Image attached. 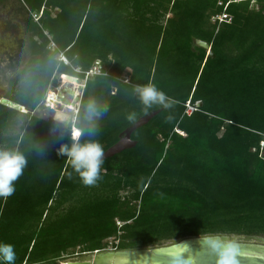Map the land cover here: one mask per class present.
Returning a JSON list of instances; mask_svg holds the SVG:
<instances>
[{
  "label": "trees",
  "instance_id": "trees-1",
  "mask_svg": "<svg viewBox=\"0 0 264 264\" xmlns=\"http://www.w3.org/2000/svg\"><path fill=\"white\" fill-rule=\"evenodd\" d=\"M20 1L29 59L5 99L26 112L0 104V149L28 161L13 195L0 197V242L14 246L15 264L102 253L111 239L127 251L210 234L264 237V0ZM224 13L231 22L213 21ZM58 76L85 82L68 126L36 114L50 109ZM148 83L171 109L145 114L133 88ZM90 99L108 111L80 142L98 139L104 153L133 126L130 113L138 122L161 112L85 186L58 151L89 127Z\"/></svg>",
  "mask_w": 264,
  "mask_h": 264
},
{
  "label": "clouds",
  "instance_id": "clouds-1",
  "mask_svg": "<svg viewBox=\"0 0 264 264\" xmlns=\"http://www.w3.org/2000/svg\"><path fill=\"white\" fill-rule=\"evenodd\" d=\"M133 91L143 104L146 110L145 114H147V110L153 107L169 110L174 105L172 98L160 90L154 83L137 85L133 88ZM107 111V104L102 105L96 100L90 99L84 109L85 119L89 122V127L81 131L79 130L75 134L76 128H74L72 142L62 145L58 151V155L67 159L70 167L78 174L85 186H94L101 179V168L104 164L105 153L98 139H90L82 143L79 137L85 134L95 136L98 132V124L96 122ZM127 120L129 124L134 125L137 122L136 113H130L127 116ZM27 163L28 161L22 152L0 149V197L6 198L13 195L15 192V182L22 176ZM207 243L218 256L217 264H239L237 260L239 249L234 242H230L224 247H221V244L214 240H209ZM15 261L16 253L14 246L0 242V264H15Z\"/></svg>",
  "mask_w": 264,
  "mask_h": 264
},
{
  "label": "water",
  "instance_id": "water-1",
  "mask_svg": "<svg viewBox=\"0 0 264 264\" xmlns=\"http://www.w3.org/2000/svg\"><path fill=\"white\" fill-rule=\"evenodd\" d=\"M197 45L207 52L212 57L211 46L203 41H197ZM70 77V76H68ZM66 78V77H65ZM79 82L77 78L70 77ZM60 103L57 105H72L74 108H79L81 98L76 99L72 90L65 91L63 94L58 92ZM0 104L10 108L24 112V108L14 105L12 102L5 99V96L0 101ZM202 105L200 104V107ZM161 111L154 112L136 122L132 127L127 129L122 135L120 141L105 152L104 161L111 159L124 151L133 149L137 146V142L132 140V135L137 130L149 124ZM25 113V112H24ZM209 240L218 241L221 247L226 246L230 242H234L238 246L237 260L239 264H264V238L257 236H234V235H204L200 237H189L185 239L175 240L170 245L165 247H154L146 249H136L127 251H108L102 252L111 258H118L125 261L126 264H217L218 256L207 243ZM102 253H98L102 254ZM96 255V254H90ZM179 258V259H178ZM97 256L93 260L85 261L76 264H98Z\"/></svg>",
  "mask_w": 264,
  "mask_h": 264
},
{
  "label": "rangeland",
  "instance_id": "rangeland-1",
  "mask_svg": "<svg viewBox=\"0 0 264 264\" xmlns=\"http://www.w3.org/2000/svg\"><path fill=\"white\" fill-rule=\"evenodd\" d=\"M25 6L20 0H4V2H0V98L6 96L9 80L23 70L29 59L26 26L28 9ZM64 79V77H57L58 86L56 88L61 89L65 82ZM79 84L78 93L80 95L79 98H81L83 81H79ZM52 91L54 92V90ZM48 107H51V104ZM77 109L78 107L69 110L64 105H57L56 108L50 109L40 107L37 109L36 114L40 117L50 118L57 124L68 126L75 122ZM173 241L175 240L162 242L156 247H165ZM95 256L99 260L98 264H126L125 261L116 257L111 258V256H107L104 253L83 256L77 254L67 255L64 260L53 264H76L88 261V258L91 259Z\"/></svg>",
  "mask_w": 264,
  "mask_h": 264
},
{
  "label": "built area",
  "instance_id": "built-area-1",
  "mask_svg": "<svg viewBox=\"0 0 264 264\" xmlns=\"http://www.w3.org/2000/svg\"><path fill=\"white\" fill-rule=\"evenodd\" d=\"M221 4H222V3H221ZM213 21H214V22H219V24H222V23H225V22L229 23V22L232 21V18H231L230 16H228L227 14L224 13V14H221V15L215 17ZM52 47L55 48V45L52 44ZM61 59H62L65 63H68L67 60H66L65 58L62 57ZM100 74H101L100 70H99L98 68H96V69H94L93 71H91V72H89V73L86 74V76H87L86 81L88 80V78H90V77H94V76H96V75H100ZM64 78H65V77H64ZM82 88H83V90L85 89V82L83 83ZM52 90H53V89H52ZM58 91H60V88H56V89L54 90V92H56V93H58ZM45 104H46V107H48V105L51 104V107H50V108H54L53 104L50 103L49 98H47ZM187 108H188V114H189V115H191L194 111H196V109H195L194 107H192V106L190 105V103L187 104ZM75 133H76V130H75L74 134H75ZM79 138H80V137H79ZM118 226L121 228V227H122V224H121V223H118ZM108 243H109V247H108V249L106 250V252H108V251H112V252L117 251V247H118V244H119V240L111 239V240H109ZM98 253H99V252H96L95 254H98Z\"/></svg>",
  "mask_w": 264,
  "mask_h": 264
},
{
  "label": "bare ground",
  "instance_id": "bare-ground-1",
  "mask_svg": "<svg viewBox=\"0 0 264 264\" xmlns=\"http://www.w3.org/2000/svg\"><path fill=\"white\" fill-rule=\"evenodd\" d=\"M64 85L61 87L60 92L61 94H63L65 91H69L70 89L72 90L73 95L76 97V99H78L80 97L79 93H78V87H79V82L75 81L74 79H71L70 77L66 76V78L64 79ZM3 97L0 98V101L2 100ZM48 98L50 103L53 104V106L56 108L57 103L59 104V96L58 93L50 91L48 94ZM67 109L69 110H73V106L70 105H65ZM24 112H26V109H24ZM79 130L76 129V133H78ZM93 258L89 259L88 261H92Z\"/></svg>",
  "mask_w": 264,
  "mask_h": 264
},
{
  "label": "flooded vegetation",
  "instance_id": "flooded-vegetation-1",
  "mask_svg": "<svg viewBox=\"0 0 264 264\" xmlns=\"http://www.w3.org/2000/svg\"><path fill=\"white\" fill-rule=\"evenodd\" d=\"M117 251H119V250L117 249Z\"/></svg>",
  "mask_w": 264,
  "mask_h": 264
},
{
  "label": "crops",
  "instance_id": "crops-1",
  "mask_svg": "<svg viewBox=\"0 0 264 264\" xmlns=\"http://www.w3.org/2000/svg\"><path fill=\"white\" fill-rule=\"evenodd\" d=\"M73 136V135H72Z\"/></svg>",
  "mask_w": 264,
  "mask_h": 264
}]
</instances>
